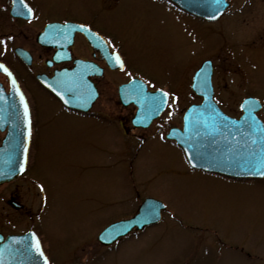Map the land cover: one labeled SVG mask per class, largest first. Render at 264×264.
<instances>
[{"label":"rangeland","instance_id":"1","mask_svg":"<svg viewBox=\"0 0 264 264\" xmlns=\"http://www.w3.org/2000/svg\"><path fill=\"white\" fill-rule=\"evenodd\" d=\"M90 1L43 0V4L46 14L58 19L84 20L95 10ZM126 8L130 15L136 12ZM169 23L174 34L175 23ZM153 29L160 33L162 28L156 23ZM213 32L204 31L199 41L203 45L188 36L186 61H174L175 47L167 53L172 60L163 62L150 49L129 51L132 69L173 89L182 73L187 74L185 85L190 87L203 56L214 61L216 94L225 110L236 113L250 92L264 100V66L244 64L249 78L244 81L232 63L229 35L220 39ZM175 39L176 34L172 43ZM187 95L183 106L195 102L190 88ZM37 112L38 146L29 176L44 186L49 200L50 216L46 212L43 224L53 264H70L64 261L70 260L78 243L95 241L107 226L131 218L136 211L130 200L132 187L142 200L161 201L169 211L160 224L121 240L91 264H264V180L190 172L182 155L162 143L147 144L131 161L120 155L123 140L116 126L57 117L56 105L47 101H39Z\"/></svg>","mask_w":264,"mask_h":264},{"label":"flooded vegetation","instance_id":"2","mask_svg":"<svg viewBox=\"0 0 264 264\" xmlns=\"http://www.w3.org/2000/svg\"><path fill=\"white\" fill-rule=\"evenodd\" d=\"M224 1L227 3V9L216 20L209 21L186 10L185 2L188 0H91L89 3L95 10L90 11L88 18L84 20L58 19L46 14L43 0H0L2 41L0 64L10 73L8 75L0 70V104L6 107L13 93L12 84H17L29 104L32 121L26 170L17 179L0 185V245L11 237L28 236L30 241L25 244L9 243V253L23 245L31 246L35 237L48 264H53L48 234L43 224L46 212L50 216L49 200L44 186L29 176L38 146L39 101L55 104L57 117L67 115L79 121L116 126L123 140L120 143V155L131 157V161L137 159L142 149L149 143H162L173 148L186 161L184 150L175 139L170 138V135L171 133L182 137L188 135L185 126L187 111L192 105H200L204 101L203 97L192 90L193 79L201 66L210 61L213 65L212 85L215 103L229 117L233 119L242 117L241 104L245 99L255 97L252 95L253 92L243 99L236 113L225 110L216 94V67L213 60L204 59L199 55L201 61L191 76L190 87L185 85L188 75L182 73L177 80L178 86L173 89L167 83L158 84L154 79L136 73L132 69L134 65L131 63L129 52L135 49H150L159 61L163 62L167 59L172 60V57L167 58V53L175 47L174 61H186L188 54L183 51L186 49L189 35L199 45L205 30H209L210 33L214 31L213 33L220 36V39L223 34H228L234 50L230 55L232 63L236 66L235 71L237 74L238 71H242L240 76L244 81L248 80L243 66L250 64L258 69L259 66L260 68L264 66V0ZM126 6H130L129 9H136V12L128 14ZM169 21L175 23L174 34L170 32L172 28L168 26ZM156 23L162 28L160 33L153 29ZM231 23L238 26L240 31L234 27L235 25L231 26ZM50 26L55 27L46 36ZM175 34L176 39L172 43ZM178 35H181V38ZM180 48L182 52L178 54ZM18 51L23 52L26 60L19 56ZM115 56L119 57V64L115 61ZM161 62L159 63L163 64ZM255 72L257 75L259 70ZM61 74L69 76L67 78L71 87H84L80 91L81 96L96 97L88 111L65 108L42 83L52 81ZM134 80L142 82L148 93L168 94L165 110L147 127L134 125L139 108L135 103L125 105L121 98V88ZM188 88L191 89L195 102L189 104L187 102L183 106V102L188 101ZM135 94L140 95L141 91L138 90ZM261 102L262 109L257 116L264 123V100ZM8 132V127L0 129V146ZM245 134L246 138L248 135L251 136L252 130L246 129ZM132 165L133 162L130 164L131 169ZM188 170L205 173L193 170L189 166ZM205 174L220 176L207 172ZM132 189L134 192L130 200L132 204H136L134 215L145 199H141L135 187ZM52 210L55 217L56 211ZM138 233L141 232L134 231L130 235ZM98 236L99 234L95 241L92 239L78 243L79 246L74 249L70 260L64 263L91 264L98 254L103 257L109 247L101 245ZM31 250L35 252L33 248ZM44 256L37 259V264H44Z\"/></svg>","mask_w":264,"mask_h":264},{"label":"water","instance_id":"3","mask_svg":"<svg viewBox=\"0 0 264 264\" xmlns=\"http://www.w3.org/2000/svg\"><path fill=\"white\" fill-rule=\"evenodd\" d=\"M185 9L191 14L214 21L227 9V3L224 0H188L185 2ZM54 27L50 26L45 35L47 36ZM18 54L26 60L22 51H18ZM212 74V62L207 61L194 78L192 88L196 94L204 98V101L200 106H192L187 112L185 125L188 135L182 137L171 133L170 138L175 139L182 147L189 165L196 170L238 180L262 179L264 175L260 173L264 172L262 166L264 124L256 115L262 105L258 100L248 98L242 104L244 115L239 120L225 115L213 101ZM67 77H69L67 74H61L52 81H42V83L66 108L88 111L96 97L81 96L80 91L84 87H71ZM138 90L141 91L140 95L135 94ZM12 91L6 107L0 104V123H3L0 129L8 127L9 131L0 147V185L17 179L25 171L31 140L29 105L17 84H12ZM120 93L125 105L135 103L139 108L134 121L136 126H149L161 115L167 104L164 103L157 110L156 102L160 100L162 92L148 93L146 86L136 80L122 87ZM25 104L28 110L27 117H25ZM246 129L252 130V135H248V139L245 134ZM224 131L227 133H223ZM165 210L166 205L161 201L146 199L133 218L110 225L99 235L98 240L102 245L110 246L134 229L141 231L146 227L157 225L161 222ZM28 241L29 237L24 236L10 238L2 243L0 264H37V259H42L44 254L42 257L38 256L31 250L32 245H23L8 252L9 243L25 244ZM40 251L42 252L41 249Z\"/></svg>","mask_w":264,"mask_h":264},{"label":"snow or ice","instance_id":"4","mask_svg":"<svg viewBox=\"0 0 264 264\" xmlns=\"http://www.w3.org/2000/svg\"><path fill=\"white\" fill-rule=\"evenodd\" d=\"M29 14H31V10L29 9ZM0 43H2V41H0ZM115 61L117 62V64L120 63V59L118 56H115ZM0 69H2L6 74L10 75V73H8V70L7 68L4 67V65H0ZM59 94V93H58ZM167 97H168V94L167 93H162L161 94V98L158 102H156V109L158 110L159 108H161L163 106L164 103L167 102ZM21 100L23 101V97H21ZM24 110H25V117H27V105L25 104L24 105ZM262 166H264V163H262ZM260 174L264 175V172H261ZM32 248L33 250L35 251V253L38 255V256H43V253L40 251V244H39V241H37L35 239V237H33V244H32ZM44 264H48V261L47 259L44 260Z\"/></svg>","mask_w":264,"mask_h":264}]
</instances>
